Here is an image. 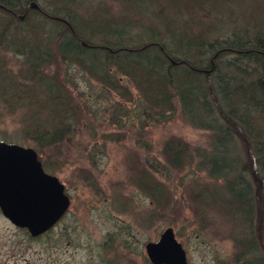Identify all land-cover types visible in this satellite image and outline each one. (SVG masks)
I'll return each instance as SVG.
<instances>
[{
  "label": "rangeland",
  "instance_id": "374dc122",
  "mask_svg": "<svg viewBox=\"0 0 264 264\" xmlns=\"http://www.w3.org/2000/svg\"><path fill=\"white\" fill-rule=\"evenodd\" d=\"M29 2L45 10L53 0ZM71 2L78 16L108 15L116 23L138 28L176 15V22L193 25L191 33L202 31L208 41L250 38L256 32L264 35V0ZM30 11L28 21L16 17L20 31H27L36 19ZM4 45L0 44V95L13 91L6 80L11 74H24L22 57ZM43 74L63 81L71 105L77 108V116L70 114L63 122L66 132L61 141L37 147L25 130L36 125L49 129L56 118L46 108L9 104L13 101L7 103L1 97L0 141L32 148L43 170L64 186L69 207L51 229L37 237L0 216V264H151L145 244L156 242L166 228L173 230L188 264H240L253 258L264 264V188L258 181L264 178L253 175L256 164L261 168L262 156L250 131L257 130L264 140V111L251 107L250 130L242 134L235 130L233 140L225 145L232 166L250 168L244 176L254 194V227L243 228L245 222L231 213L226 190V178L239 172L211 173L206 164L215 147L210 130L190 123L177 105L172 115L167 111L164 118H151L127 81L131 101H123L76 65L68 67L57 60ZM169 140L186 145L182 169L174 168L164 156ZM220 164L213 161L214 167ZM150 173L163 189L158 200L138 184ZM242 228L245 233L251 229L253 236L244 237Z\"/></svg>",
  "mask_w": 264,
  "mask_h": 264
},
{
  "label": "trees",
  "instance_id": "16d2710c",
  "mask_svg": "<svg viewBox=\"0 0 264 264\" xmlns=\"http://www.w3.org/2000/svg\"><path fill=\"white\" fill-rule=\"evenodd\" d=\"M28 3L29 0H0V44L9 45L15 55L22 57L24 72L20 77L11 74L6 79L13 91L0 97L7 103L13 101L9 104L22 102L46 108L51 118H56L49 129L36 125L25 130L37 142V147L61 141L66 132L64 120L70 114L72 117L78 114L63 81L43 74L53 62L78 66L123 101L132 100L127 81L145 103L151 118H164L167 111L172 115L177 105L190 123L212 132L215 147L206 164L211 173L239 172L229 180L226 178L230 198L227 201L232 203L233 212L229 209L245 222L243 228L254 227V206H251L254 194L244 176L250 168L247 164L232 166L225 145L233 140L234 132L250 130L247 126H250L251 107L264 111V35L261 32L250 38L234 36L230 41H208L204 40L202 31L191 33L193 25L183 24L181 20L176 22V15L167 16L165 22L158 20L155 29L156 23L138 28L128 22L116 23L108 15L78 16L71 0H53L50 9H32L36 19L27 31H20L16 14H25L24 20L28 21ZM250 131L257 141V153L262 147L259 155L264 171V140H260L257 130ZM185 147L180 141L165 143L164 156L174 168L182 169L186 163ZM213 161L221 164L214 167ZM138 184L154 200L163 193L152 173L140 178ZM243 228L244 237L247 233L253 236L251 229L245 233ZM240 264L262 263L253 258Z\"/></svg>",
  "mask_w": 264,
  "mask_h": 264
},
{
  "label": "water",
  "instance_id": "95a60500",
  "mask_svg": "<svg viewBox=\"0 0 264 264\" xmlns=\"http://www.w3.org/2000/svg\"><path fill=\"white\" fill-rule=\"evenodd\" d=\"M27 7L38 8L34 2ZM24 16L16 14L19 20ZM68 207L64 186L43 170L32 148L0 141V210L5 218L37 237L51 229ZM145 252L151 264H188L171 228L156 242L146 243Z\"/></svg>",
  "mask_w": 264,
  "mask_h": 264
},
{
  "label": "flooded vegetation",
  "instance_id": "af4514ba",
  "mask_svg": "<svg viewBox=\"0 0 264 264\" xmlns=\"http://www.w3.org/2000/svg\"><path fill=\"white\" fill-rule=\"evenodd\" d=\"M264 76V75H263ZM262 82H263V80H262ZM263 84H264V82H263ZM261 149H262V147H260ZM259 148V152L261 151V149ZM259 163H261V162H259ZM263 175L264 176V171L260 168V169H257V164L254 166V171H253V175L255 176H257V175ZM259 184H260V187L261 188H264V181L260 178L259 180ZM262 190V189H261ZM256 204V203H255ZM0 216H2V218L4 219V220H7L8 222H10L7 218H5L4 216H3V214H2V212H1V210H0ZM11 223V222H10ZM24 231H27L26 229H24Z\"/></svg>",
  "mask_w": 264,
  "mask_h": 264
}]
</instances>
